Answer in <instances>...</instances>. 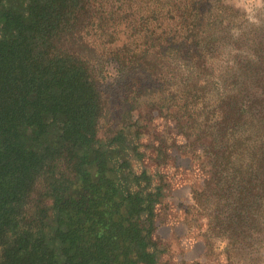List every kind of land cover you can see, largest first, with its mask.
Listing matches in <instances>:
<instances>
[{
	"label": "trees",
	"instance_id": "16d2710c",
	"mask_svg": "<svg viewBox=\"0 0 264 264\" xmlns=\"http://www.w3.org/2000/svg\"><path fill=\"white\" fill-rule=\"evenodd\" d=\"M207 2L0 0V264H178L184 157L206 233L264 245V42L218 73Z\"/></svg>",
	"mask_w": 264,
	"mask_h": 264
},
{
	"label": "rangeland",
	"instance_id": "374dc122",
	"mask_svg": "<svg viewBox=\"0 0 264 264\" xmlns=\"http://www.w3.org/2000/svg\"><path fill=\"white\" fill-rule=\"evenodd\" d=\"M207 3L215 15L213 19L226 27L225 35L229 37L223 50L213 58L219 73L231 69L235 53L250 55L253 39L264 42V0H208ZM236 39L241 40L239 48L232 44ZM180 162L171 167V172L175 173L171 207L167 220L159 227L162 236L179 237L183 252L177 254L178 264H207L206 261L210 264H264V245L243 253L220 235L206 233L208 218L193 205L191 185L198 183L196 165L190 164L188 157ZM209 241L214 242L212 246Z\"/></svg>",
	"mask_w": 264,
	"mask_h": 264
}]
</instances>
